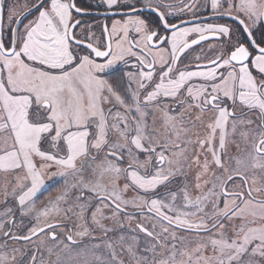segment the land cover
Returning <instances> with one entry per match:
<instances>
[{
  "label": "snow or ice",
  "instance_id": "obj_1",
  "mask_svg": "<svg viewBox=\"0 0 264 264\" xmlns=\"http://www.w3.org/2000/svg\"><path fill=\"white\" fill-rule=\"evenodd\" d=\"M102 3L99 44L75 0H0V264H264V0H211L237 27ZM210 35L225 39L201 63ZM53 177L65 187L37 208Z\"/></svg>",
  "mask_w": 264,
  "mask_h": 264
},
{
  "label": "flooded vegetation",
  "instance_id": "obj_2",
  "mask_svg": "<svg viewBox=\"0 0 264 264\" xmlns=\"http://www.w3.org/2000/svg\"><path fill=\"white\" fill-rule=\"evenodd\" d=\"M30 1V2H29ZM27 7L23 8L22 5H24L25 3H28ZM35 2V0H34ZM34 2H32L31 0H6V3L8 5L9 8H14L15 11L19 14V15H23L24 12L28 11V9L34 4ZM210 2L211 0H197V8L194 10L195 13H199L198 8L200 4L205 5V7H207L205 9V11H203L201 14H198V16L196 17H186L184 18L183 15H185L187 12H190L187 10V8H184V5L191 3V0H164V3L167 5H171V7L169 9H167V11L171 12L173 15L169 17L170 23H177V24H183L181 23V21H184L185 23L188 21H197L198 19H208L209 17H220L221 15L215 14L211 11L210 8ZM75 3L77 5V7L82 9V14H100L102 16L106 15V14H112L110 12L106 13V10L104 9V5L102 3V0H75ZM183 8V11L181 10ZM164 10V9H162ZM81 13H76L73 12V17L74 19H78L80 21V25L77 26V33L80 34V36H89L88 30L90 29V24H92L91 22H93V20L95 19H101L104 21V23H108L107 20L112 19L111 18H103V17H95V18H87L85 16H82ZM35 15V14H34ZM34 15H32L31 17H29L28 19H32L34 17ZM152 18H155V14L152 13ZM192 16L193 13H191ZM223 17H227V16H223ZM116 18H120L119 16H117ZM229 18V17H227ZM24 23H27V20L24 21ZM206 23H212V24H216V23H220V24H227V25H231L233 27H237L238 25H236V23L233 20L230 19H221V20H214V21H209V22H205V23H198V24H206ZM193 25H187V27H191ZM4 30L5 33H7L8 31V23H7V9L5 10V20H4ZM103 30V28H102ZM90 31V30H89ZM104 41L106 42L107 40V35L104 33ZM225 38H217L214 36H209V41L204 42L202 44H199V46H195L194 50H190L193 52V55H199L201 57V59L203 58H214L215 55L217 54L218 50L221 48L222 45V41ZM103 42V44L105 43ZM168 45H164V47H167ZM124 67V66H123ZM122 67V68H123Z\"/></svg>",
  "mask_w": 264,
  "mask_h": 264
},
{
  "label": "rangeland",
  "instance_id": "obj_3",
  "mask_svg": "<svg viewBox=\"0 0 264 264\" xmlns=\"http://www.w3.org/2000/svg\"><path fill=\"white\" fill-rule=\"evenodd\" d=\"M32 2H34V0H31ZM30 2V1H29ZM28 3H25L24 5H22L23 8L27 7V4ZM30 5V4H29ZM207 7H204L203 8H198V11L199 12L198 14H201L203 11H205ZM104 9H106V6L104 7ZM192 12H187L184 16V18L186 17H196L198 16V14L196 13L195 15L196 16H192L191 15ZM108 23H106L108 25L109 28H111V25H112V22L113 20L110 19V20H107ZM92 24H90V31L88 30V33H89V36L90 37V40L89 42H92V41H96L98 42L99 44H103L104 41V32L102 30L103 28V25H105L104 21L101 20V19H95L93 20V22H91ZM79 33V32H78ZM80 36V34H79ZM208 59L207 58H203L201 59V63H204L206 62ZM102 62V60L100 61ZM124 65H120V67H123ZM156 126H159V119L156 120ZM141 159H144L143 155L141 156ZM56 169L53 168L52 171H55ZM7 179L10 181L12 179L11 176H8ZM5 181V178L3 176V174H0V213H3L4 210H5V202L7 200V204L8 206H12V197H5L4 194H3V183ZM11 187H12V184L9 183L8 184V190L10 191L11 190ZM53 187H56V190L54 192H52L50 195H46V191L48 189H51ZM65 187L64 183L61 181V179L59 177H53L51 179H48L46 180V183H45V188L42 189L41 193L38 194V199H37V203H36V206L37 208H41L44 206V204L47 203L49 197H55L57 194H59L63 188ZM77 192V190H73V195H75ZM195 195V192L193 193ZM85 195H88L87 193H85ZM134 195V193L129 190V192L127 193V197L128 198H131L132 196ZM69 203H71V201H69ZM64 205H62L63 207ZM131 210V209H130ZM15 211V209H14ZM108 210L105 209V212H107ZM17 217H15V219L17 220V222L19 221L20 217H19V214L17 213L16 215ZM4 217L2 215H0V220H2ZM25 222L27 223V218L25 220ZM105 223L108 225V226H112V222L111 221H105ZM136 224V221H133L132 224H131V227H134L133 225ZM7 226V225H6ZM12 231L14 232H17V234H24L26 229L24 228V226H20L19 227V230H17V228H13ZM117 231H119V229H117ZM97 232H99V230H97ZM196 237L193 235V236H190V239H195ZM87 242V241H86ZM10 244H12L11 241H9ZM14 247H17V248H21L22 251L26 250L27 248H31L33 247L32 245H27L26 242H20V244L16 243L13 245ZM10 251V249H9ZM43 251V250H42ZM19 256V254H17ZM43 255L45 257H47V253L46 252H43ZM38 259H39V255H38ZM54 259V257H53Z\"/></svg>",
  "mask_w": 264,
  "mask_h": 264
},
{
  "label": "water",
  "instance_id": "obj_4",
  "mask_svg": "<svg viewBox=\"0 0 264 264\" xmlns=\"http://www.w3.org/2000/svg\"><path fill=\"white\" fill-rule=\"evenodd\" d=\"M34 14L35 13H32V15H34ZM32 15H29V17H31ZM82 16H85L87 18H95V17L111 18L112 14H106V15L102 16V15L97 14V13H94V14H84L83 13ZM221 19H225V20L226 19H230V20H232L231 18H227V17H223V16H220V17H209L208 19H198L197 21H188L186 23L179 24V25L181 27H186L187 25H195V24H198V23H205V22L214 21V20H221ZM207 41H209V40L202 41L201 44L204 43V42H207ZM196 46H199V45H196Z\"/></svg>",
  "mask_w": 264,
  "mask_h": 264
},
{
  "label": "trees",
  "instance_id": "obj_5",
  "mask_svg": "<svg viewBox=\"0 0 264 264\" xmlns=\"http://www.w3.org/2000/svg\"><path fill=\"white\" fill-rule=\"evenodd\" d=\"M56 190V187H53V188H51V189H48L47 191H46V195H50L52 192H54ZM17 217V216H16ZM134 227H132V228H135V224L133 225ZM178 234H180V233H178ZM110 235H112V234H110ZM18 244H20V243H18Z\"/></svg>",
  "mask_w": 264,
  "mask_h": 264
},
{
  "label": "crops",
  "instance_id": "obj_6",
  "mask_svg": "<svg viewBox=\"0 0 264 264\" xmlns=\"http://www.w3.org/2000/svg\"><path fill=\"white\" fill-rule=\"evenodd\" d=\"M158 115H159V114H157V119H159V118H158Z\"/></svg>",
  "mask_w": 264,
  "mask_h": 264
}]
</instances>
